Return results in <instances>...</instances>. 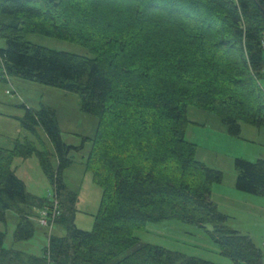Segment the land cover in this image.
Returning <instances> with one entry per match:
<instances>
[{
    "label": "trees",
    "instance_id": "1",
    "mask_svg": "<svg viewBox=\"0 0 264 264\" xmlns=\"http://www.w3.org/2000/svg\"><path fill=\"white\" fill-rule=\"evenodd\" d=\"M263 16L264 0H0V80L73 93L83 114L97 119L94 137L73 148L62 143L54 109L23 108L21 127L37 137L40 130L52 152L27 139L0 148V221L14 212L12 238L28 241L33 222L42 210L50 217L56 202L58 215L40 226L64 235H49L37 257L4 249L0 232V264H214L134 236L167 220L209 225L220 255L260 264L250 238L227 228L228 217L209 199L221 173L196 161L184 135L188 106L215 114L230 137L240 124L264 129ZM31 34L85 47L90 57L30 44ZM85 141L84 171L100 188L90 231L73 223L78 198L62 179L68 154ZM32 155L52 187L44 200L27 194L9 168L13 157ZM233 165L234 189L264 198V158Z\"/></svg>",
    "mask_w": 264,
    "mask_h": 264
},
{
    "label": "rangeland",
    "instance_id": "2",
    "mask_svg": "<svg viewBox=\"0 0 264 264\" xmlns=\"http://www.w3.org/2000/svg\"><path fill=\"white\" fill-rule=\"evenodd\" d=\"M26 41L30 44L53 51L90 57L85 47L58 41L46 36L29 35ZM4 43L0 40V48ZM264 90V80L260 82ZM79 97L60 89L8 77V82L0 80V148L10 150L15 142L27 139L37 149L45 148L52 152L44 134L37 130L32 136L20 125L18 119L24 109L39 110V107L54 109L58 123V131L62 143L66 146L79 148L82 139H91L95 135L97 119L83 114L79 107ZM189 124L186 126L184 139L196 146L195 159L209 169L221 173L222 182L210 186V201L216 204L218 212L228 217L225 226L245 234L250 238L261 254L260 264H264V198L239 192L234 189L235 159L253 162L264 158V129L240 124L238 137L226 135L219 119L210 113L186 109ZM22 128V129H21ZM83 149L72 150L68 157L72 164L63 171V183L78 198L73 218L75 226L82 231H90L93 216L96 215L100 202V188L91 181V173L84 171L87 151L91 145L82 142ZM55 165V159L52 160ZM10 170L19 178L30 196L44 200L51 195L52 187L39 168L37 158L32 155L26 159L13 157ZM33 215L38 211L33 209ZM17 215L7 211L4 222L0 221V232L4 234V249H12L26 255L40 256L48 242V236H63V228L52 226L45 228L35 225L33 236L24 242H15L12 233L16 229ZM209 225L199 228L193 225L167 220L161 223H148L142 229L134 231L141 244L156 245L170 252L186 257H194L210 261L214 264H232L231 260L219 254L218 247L209 239Z\"/></svg>",
    "mask_w": 264,
    "mask_h": 264
},
{
    "label": "built area",
    "instance_id": "3",
    "mask_svg": "<svg viewBox=\"0 0 264 264\" xmlns=\"http://www.w3.org/2000/svg\"><path fill=\"white\" fill-rule=\"evenodd\" d=\"M263 59H264V55H263ZM56 202L53 203V206H52V214L50 217H48V211L46 210H42L41 212V217L37 220V223L38 224H41L43 226H46V219L47 217L49 218L48 221L52 222L53 218H55V216L58 215V211L56 209V205H55Z\"/></svg>",
    "mask_w": 264,
    "mask_h": 264
},
{
    "label": "crops",
    "instance_id": "4",
    "mask_svg": "<svg viewBox=\"0 0 264 264\" xmlns=\"http://www.w3.org/2000/svg\"><path fill=\"white\" fill-rule=\"evenodd\" d=\"M7 82H8V79H7ZM236 231V230H235Z\"/></svg>",
    "mask_w": 264,
    "mask_h": 264
},
{
    "label": "water",
    "instance_id": "5",
    "mask_svg": "<svg viewBox=\"0 0 264 264\" xmlns=\"http://www.w3.org/2000/svg\"><path fill=\"white\" fill-rule=\"evenodd\" d=\"M264 17V16H263Z\"/></svg>",
    "mask_w": 264,
    "mask_h": 264
}]
</instances>
